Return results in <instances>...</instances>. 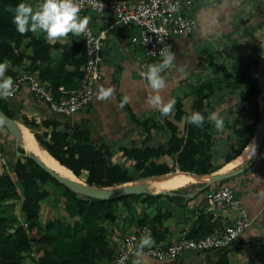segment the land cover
Wrapping results in <instances>:
<instances>
[{
  "label": "trees",
  "instance_id": "trees-1",
  "mask_svg": "<svg viewBox=\"0 0 264 264\" xmlns=\"http://www.w3.org/2000/svg\"><path fill=\"white\" fill-rule=\"evenodd\" d=\"M21 2L25 0H0V62L9 64L6 75L14 79L19 75L17 68L24 67L28 72L39 74V79L55 89L64 86L67 90H74L76 81L82 77L80 69L85 61L82 42L72 34L64 42L49 41L39 31L19 34L12 23V17L15 6ZM258 59L259 55L255 71ZM52 60L56 61L57 68L41 73L40 64ZM219 86L223 87L224 92H236L240 110L250 109L253 114L252 122L244 126L245 137L238 140L232 156L225 158L223 164L213 158L212 130L207 120L212 100L216 96L214 89ZM259 99L256 75L251 76L242 70L226 74L219 71L213 78L205 79L182 98L176 99L174 113L163 116L161 126L153 120H150L151 123H141L146 136L139 147L117 148L133 163L131 172L119 164H109L110 155L106 157V153H109L110 148L92 142V131L87 121L75 129H60L62 120L50 113L40 123H36L20 115L22 104L14 98L0 99V110L8 118L21 122L31 130L42 128L43 133H33L34 137L56 162L76 177L85 174L87 185L105 188L164 176L174 170L199 177L216 173L224 163L240 155L248 140L256 136L263 116ZM32 101L39 106L43 105L34 99ZM192 111H200L205 115L204 127L198 128L184 122L183 118ZM133 123L137 125L140 121L133 117ZM0 127L4 129L1 124ZM152 129L155 132L166 131L169 135L167 140L164 143L149 144L155 133H151ZM19 150L26 152L23 145H20ZM13 159L15 180L2 172L0 174V264H110L112 252L108 226L114 228L121 216H124L123 220L133 219V231L147 228L156 232L171 217L168 206L173 205V200L177 199L176 196H154L150 193L105 201L91 199L60 185L33 161L18 159L14 153ZM17 184L21 189L19 199L22 220L13 224V213L5 211V207L10 195L15 194ZM50 187L63 189L60 206L73 219L72 223L65 222L64 216L41 223V206L50 198ZM218 230L219 224L213 217L199 211L187 238L200 239L216 234Z\"/></svg>",
  "mask_w": 264,
  "mask_h": 264
},
{
  "label": "crops",
  "instance_id": "crops-1",
  "mask_svg": "<svg viewBox=\"0 0 264 264\" xmlns=\"http://www.w3.org/2000/svg\"><path fill=\"white\" fill-rule=\"evenodd\" d=\"M38 2L39 0H25V3L32 5H36ZM188 13L198 19V28L193 35L178 36L172 40L171 51L175 53V67L164 74L168 83L161 94L165 100L182 98L191 88L199 85L207 78H213L219 71L224 74L227 72L234 73L233 67L239 64L245 66L247 63L248 66L246 67L250 69L247 70L248 73L251 76L256 75L255 67H252L251 61L254 60L253 58H257L258 55L256 56L255 52L260 53L261 46L264 43V0H192V7ZM80 15L89 16L90 23L88 26L96 34L104 35L103 61L101 64L102 79L94 86L93 100L90 106L68 117L56 116V118L59 117L62 120L60 129L67 127L68 129H75L82 122L87 121L88 127L92 131L93 143H102L108 148H115L116 150L120 146L139 147L146 136L141 123H151L150 120L156 121L158 126L163 123V116L159 115V111L147 104V98L152 93L147 86V81L141 76L143 49L130 42V36L134 33V30L116 24L110 15L95 14L93 12ZM60 40L64 42V39ZM78 40L82 42L79 36ZM242 57L246 63L240 62ZM25 67L27 66L25 65ZM56 68V61L52 60L51 62L41 63L39 71L43 73L48 69L55 70ZM17 69L19 75H31L39 79V74L28 72L27 68L20 67ZM262 74H264V65ZM100 87H112L114 89L113 97L107 101L98 100L96 93ZM214 90L216 96L212 100L209 115L212 112H218L225 120V130L223 132L217 131L210 122L213 138L212 152L217 151V163L223 164L225 158L232 156L238 140L245 137L243 136L245 133L244 126L252 122L253 114L250 109L240 110L236 92L231 94L227 91L224 92L222 86ZM124 97H128L129 102L121 106ZM14 100L22 104L20 115L33 119L36 123H40L44 117L50 115L45 105L39 106L32 101L27 85L22 87ZM133 117L139 120L140 123L134 124ZM17 124L23 126L36 140L33 134L35 133L33 132L34 129H29L19 121H16L15 126ZM154 132V129H152L151 133ZM168 136L166 131H156L148 143H164ZM9 137L11 138L9 133L0 127V152L2 153L0 157L7 158L10 155L9 143L11 141H9ZM254 141L255 137L241 153L250 144H254ZM36 142L38 143L37 140ZM263 144L264 141L252 166L229 179L231 185H225L233 187L251 222L246 232L233 245L211 252L185 253L179 259L170 261H158L145 257L142 264H264ZM38 145L40 146L39 143ZM13 153L14 147H12V155ZM117 154L116 159L118 161L115 162L113 159L111 161L119 164L122 168V165L126 164L129 167L125 169L131 170L133 163L122 156L119 151ZM238 157L239 155L234 160L224 163L216 174L230 173L244 166L250 160L249 158L239 166L228 169L227 167ZM5 160L0 162V173L2 172L1 168L4 169ZM66 170L73 175L70 170ZM207 176L211 175L202 177ZM159 179L150 177L141 181L147 182ZM76 180L79 179L76 178ZM202 184L197 183L199 188L188 192L182 191V188L161 191L173 192L175 195L172 196H176L177 199L173 200V205L168 206L171 217L163 223L162 229L156 232L151 231V235L157 244H165L178 239L182 231L189 232L199 211L213 217L207 200L210 189L206 192H203L204 190L200 191ZM154 193L160 192H153L152 194ZM161 200L163 202L164 198ZM186 210L189 213H186ZM213 220L219 224V229H221L232 224V214L230 212L222 213L218 217H213ZM132 222V218L121 219L118 224L116 223L113 230L118 235L124 236L134 230L135 227ZM129 264L135 263L130 262Z\"/></svg>",
  "mask_w": 264,
  "mask_h": 264
},
{
  "label": "built area",
  "instance_id": "built-area-1",
  "mask_svg": "<svg viewBox=\"0 0 264 264\" xmlns=\"http://www.w3.org/2000/svg\"><path fill=\"white\" fill-rule=\"evenodd\" d=\"M76 2L81 7L80 14L86 12L108 14L116 24L134 30L130 42L143 49L142 71H145L148 65L160 61V50L165 47L171 49L174 37L193 35L198 28V19L188 13L192 7V0H76ZM79 37L82 39L85 61L81 67L82 77L74 90H67L63 86L55 89L34 76L20 74L13 79L14 94L7 100L13 99L22 87L27 85L32 99L45 105L52 114L68 117L90 106L94 86L102 79L104 35L96 34L88 26V31ZM207 200L213 217H218L222 213L232 214L230 226H224L216 234L200 239H188V231H182L180 237L174 241L165 244L155 242L151 248L144 249L140 258L141 264L145 257L170 261L179 259L185 253H205L227 248L249 228L251 222L248 213L232 187L214 186L207 194ZM121 219H124V216H121ZM107 228L112 252L110 264L135 263L137 259L135 246L139 238L150 230L140 228L122 236L115 233L112 227Z\"/></svg>",
  "mask_w": 264,
  "mask_h": 264
},
{
  "label": "clouds",
  "instance_id": "clouds-1",
  "mask_svg": "<svg viewBox=\"0 0 264 264\" xmlns=\"http://www.w3.org/2000/svg\"><path fill=\"white\" fill-rule=\"evenodd\" d=\"M81 7L76 0H39L36 5L21 2L13 10L12 23L16 31L25 35L28 32H42L49 41L66 39L69 34L80 36L88 31L90 23L89 16H81ZM160 61L147 66L142 71L141 76L147 81V86L151 90V95L147 98V104L156 110L162 116H170L174 113L175 100H165L162 92L167 87V79L164 75L168 70L175 67V53L170 47L160 50ZM9 64L0 62V99L7 100L14 94V81L11 76H7ZM114 89L112 87H100L97 90L96 98L100 101H107L113 97ZM129 102L128 97H124L123 104ZM184 122L194 125L198 128L205 126L206 117L200 111H192L183 118ZM207 120L219 132L225 130V120L218 112H212ZM155 241L149 231L146 235L139 238L135 246V255L137 257L135 264H141L140 258L144 249L151 248Z\"/></svg>",
  "mask_w": 264,
  "mask_h": 264
},
{
  "label": "water",
  "instance_id": "water-1",
  "mask_svg": "<svg viewBox=\"0 0 264 264\" xmlns=\"http://www.w3.org/2000/svg\"><path fill=\"white\" fill-rule=\"evenodd\" d=\"M263 65H264V43L262 44L261 49H260L259 59H258L257 69H256L257 86H258V91H259V95L261 97L262 106H263V118L260 121L258 132L255 136L254 149H253L252 156L247 164L238 168L237 170H234L230 173H225V174H215V175L210 174L211 175L210 180H208L207 182H204L201 185L200 191L205 190L206 188L212 187L215 183H219L223 180H228L230 178H233L241 174L242 172L249 169L252 166V164L255 162V160L257 159L260 153L261 144L264 138V76L262 74ZM15 123H16L15 120L8 118L0 110V124L13 137V147H14L15 157L21 160L29 159L33 161L36 166H38L42 171L48 174L53 180L58 182L60 185L68 188L70 191L74 192L75 194L83 195L84 197L91 198V199H98V200L105 201V200L120 199V198L127 197V196L148 193L146 191H140L135 188L102 192L100 191L102 188L89 186L87 184L85 187L80 186L66 178H63L58 173H56L54 170H52L42 159H40L38 155L29 153V152H23V153L20 152L19 147L21 145V140L17 133ZM150 194L154 196L156 195H162V196L175 195V193L173 192H160V193H154V194L150 193Z\"/></svg>",
  "mask_w": 264,
  "mask_h": 264
},
{
  "label": "rangeland",
  "instance_id": "rangeland-1",
  "mask_svg": "<svg viewBox=\"0 0 264 264\" xmlns=\"http://www.w3.org/2000/svg\"><path fill=\"white\" fill-rule=\"evenodd\" d=\"M26 43V41H24V44ZM259 49V48H258ZM246 51V50H245ZM255 55L257 56V55H259V52L258 51H256L255 52ZM247 56V55H246ZM245 58V57H244ZM254 60H252L251 62H252V67H255V63H256V57L255 58H253ZM242 60H243V57H242ZM242 60H240V62H245L244 60L242 61ZM247 61V60H246ZM246 63V62H245ZM246 66H248V64L246 63L245 64V66H242V64H239V65H236L235 67H233L234 68V71H237V70H242V71H246V72H248L247 70L249 69L248 67H246ZM228 68H229V66H228ZM232 69V68H231ZM229 70V69H228ZM250 70V69H249ZM227 71V70H226ZM259 106H260V110L262 111V109H263V106H262V102H261V100L259 99ZM262 113H263V111H262ZM262 118H263V116H262ZM261 118V119H262ZM5 129V128H4ZM33 132H35L36 134H39V135H41L42 133H43V129H40V128H38V129H34V131ZM10 135V134H9ZM11 136V135H10ZM13 137L11 136V138L9 137V141H11V143H9L10 144V148H9V156L6 158V157H0V162H4V160H5V166H3L4 167V169L3 168H1L2 169V173L3 174H6V175H8V176H10L13 180H15V177H14V174H13V172H12V165H13V161H14V159H13V155H12V147H13V139H12ZM250 141H252V138L251 139H249L248 140V143H250ZM22 145H23V147H24V150L26 151V152H30V153H33V154H35L34 152H32L25 144H23V143H21ZM111 150V151H110ZM110 150H108L109 151V153H106V157H108L109 155H110V160H109V164L110 165H114L115 163L113 162V161H111L112 159L113 160H115V162H117L118 161V159H116V157L118 156V154L116 155V153L118 152L115 148L114 149H110ZM263 150H264V144H263ZM262 150V151H263ZM110 152H112L111 154H110ZM216 152L217 151H215V153H214V151H213V158H214V160L215 161H217L218 159V154L216 155ZM261 153H263V152H261ZM15 154V153H14ZM233 154V153H232ZM123 156V155H122ZM7 165V166H6ZM123 166V168H127V167H129L128 165H122ZM8 171H9V173H8ZM11 171V172H10ZM177 171H180V170H174V171H172V172H170V173H168V174H166V175H164V176H159V177H154V179H159V178H162V177H167L169 174H171V173H173V172H177ZM130 172H131V170H130ZM182 172V171H181ZM185 173H188V172H185ZM1 174V173H0ZM191 174V173H190ZM194 175V174H193ZM75 176V175H74ZM76 177V176H75ZM77 179H79L78 181L80 182L81 181V183H83L84 185L86 184L85 183V180H84V178H85V174H82L81 176H79V177H76ZM152 178V177H151ZM148 179V178H147ZM140 180H143V179H140ZM152 181V182H151ZM154 181H156V180H150V181H147V182H144L143 183V185H145V186H148V188H151V184L152 183H154ZM151 183V184H150ZM51 184H52V182H51ZM125 183H122V184H119V185H116V186H120V185H124ZM149 184H150V186H149ZM226 184H229V185H231L230 184V181H228V180H225L224 181V183H222V182H219V183H215L214 185H213V187L214 186H225ZM52 185H55V186H57L56 184H52ZM199 185H188V186H186V187H184V188H182V191H185V192H188V191H190V190H195V189H197V188H199L198 187ZM113 187H115V186H113ZM213 187H209L208 189H212ZM47 189H49V187L47 186L46 187ZM105 188H109V187H105ZM123 188V187H122ZM131 187H128V188H126V189H130ZM233 188V187H232ZM50 189H51V194H50V198L46 201V202H44L43 204H42V206H41V211H40V221H41V223L42 224H45L47 221H49V219L50 218H60L61 216H64V218H65V222H70V223H72L73 222V219L71 218V217H69L65 212H64V210H63V208L60 206V196H61V194L63 193V189L62 188H51L50 187ZM115 190V189H114ZM177 190H179V189H177ZM140 191H143V190H140ZM144 191H146V190H144ZM146 192H150V193H153V192H155L154 191V189H151V190H149V191H146ZM20 194H21V189H20V187H19V185L17 184V187H16V192H15V194H12V195H10V197H9V200L6 202V207H5V211H11L12 213H13V216H12V221H13V224H16L17 222H21V220H22V216H21V212H20V199H19V197H20ZM187 206V205H186ZM188 207V206H187ZM189 209H190V207H189ZM188 209V210H189ZM188 210H186V213H189V211ZM120 220H118V222H119ZM128 221H129V219H128ZM118 222H117V224H118ZM127 222V221H126ZM132 225H133V223H132ZM35 254V253H34Z\"/></svg>",
  "mask_w": 264,
  "mask_h": 264
},
{
  "label": "bare ground",
  "instance_id": "bare-ground-1",
  "mask_svg": "<svg viewBox=\"0 0 264 264\" xmlns=\"http://www.w3.org/2000/svg\"><path fill=\"white\" fill-rule=\"evenodd\" d=\"M16 129H17L19 138L21 140V143L25 144L32 152L38 155L40 159H42L52 170H54L56 173H58L63 178H66L80 186L85 187V185L77 181L76 178L71 173H69L64 167L57 164L53 160V158H51L48 155V153L44 149H42L41 146L38 145L36 140H34L32 134L28 132L23 126L17 124ZM253 146H254L253 143L250 144L239 155V157L235 161H233V163H231L227 168L228 169L235 168L239 166L240 164L244 163L245 161H247L249 158H251ZM210 177L211 176L199 177V176H194L191 174L177 171V172H173L169 174L167 177H163V178H160L159 180L154 181V183H152L151 188H148V186L143 185L144 183L143 181L136 180V181L125 183L124 185H120L116 187L102 188L100 191L107 192V191L123 190L128 187H131V188H135V189L143 190V191L144 190L149 191L151 189H154L155 192H161V191H168V190H174V189H181L190 184L204 183L210 180Z\"/></svg>",
  "mask_w": 264,
  "mask_h": 264
}]
</instances>
